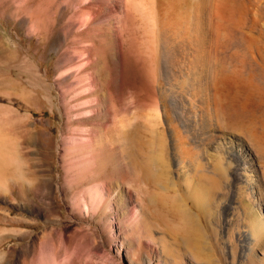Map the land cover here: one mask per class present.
I'll return each mask as SVG.
<instances>
[{
	"label": "rangeland",
	"instance_id": "obj_1",
	"mask_svg": "<svg viewBox=\"0 0 264 264\" xmlns=\"http://www.w3.org/2000/svg\"><path fill=\"white\" fill-rule=\"evenodd\" d=\"M155 3L166 27L158 34L175 40L176 63L183 53L205 67L221 127L211 131L215 141L207 138L208 154H223L218 173L243 189L223 183L217 191L212 203L225 223L208 217L203 198L199 207L192 197L200 180L186 184L178 167L162 100L182 127L203 122L199 113L185 116V96L156 82L148 25L135 18L126 34L121 83L114 58L99 53L102 118L82 116L78 124L73 106L85 100L75 92L76 63L67 60L86 46L78 29L67 28L76 2L0 0V174L12 176L23 159L36 181L0 190V264H264V243L255 246L250 227L259 216L264 231V0ZM82 124L94 127L99 143L92 173L74 148ZM249 140L261 145L262 161ZM240 144L255 161L238 164ZM101 182L105 200L97 203L93 188ZM180 205L202 221L197 245L184 236Z\"/></svg>",
	"mask_w": 264,
	"mask_h": 264
},
{
	"label": "bare ground",
	"instance_id": "obj_2",
	"mask_svg": "<svg viewBox=\"0 0 264 264\" xmlns=\"http://www.w3.org/2000/svg\"><path fill=\"white\" fill-rule=\"evenodd\" d=\"M71 1L73 3L76 2L79 10L74 19V23L72 22L71 25L68 24L67 28L70 29L72 27L74 30L75 28L78 29L79 35L82 36V40L83 38L86 40V46L82 45L83 48L81 50L78 49V51L69 54L67 58L69 63H76L73 69V73L76 78L74 83L75 92L77 93L76 96L83 97L85 100L81 104L73 106L76 118L81 117V119L77 118V123H82V120H84L82 116L92 117L94 115H102L101 108L103 103H101V96L98 95V92L99 87L103 86L104 84L102 83L103 85H101V75L99 76V72L101 71H99L100 69L96 66L100 61H104L105 58H99L100 52L109 53L110 56L114 58L118 72L117 79L119 80L117 83L122 82L123 73L126 69V65L129 62L128 55L125 52V37L134 23L133 21L135 18H139L142 24L149 26L150 31H147L148 33L151 32L150 35H152V37H150V39L152 40L151 42H153V49L155 52H158L157 60L154 63L155 69L153 70V74H155L158 80L156 82H158L159 86H169V92L173 95L172 97H175V95L185 96L186 100H184L183 97L180 100L186 109L185 116H188L190 112L193 111L199 113V117L203 122V124H200L197 127H182L172 114V108L168 105L166 99L162 100L165 109L167 125L172 131L174 151L176 154L178 167L185 169V173L188 176V179L185 178L187 180V182H185L187 184L189 180L193 186L196 185L194 183L195 180H200V182H198V186H195L196 188L194 187L197 193H195L196 195L192 198L195 199L198 205L201 204V201L204 199L203 203H206L204 204L206 205L205 210L207 213L209 212L208 217L210 219L217 220L218 224L222 226L223 223H225V219L221 220L219 218L218 212L216 211L217 207H215V203H212V201L213 199H216L215 196L218 194L217 191L223 188V183L232 185V187L238 184H234L236 182L235 178L229 182V180H227L223 175L218 173L219 168L222 167L226 161V158L223 156V154H220V152L214 155L208 154L207 138H209V141H215L217 136L216 134L211 133V131H215L218 128L221 129V127H219L220 115L217 112L216 103L214 100H212L210 89L208 85L204 83V78L200 73L205 69L204 65H202L203 63H188V58L183 53L181 57H183L184 63H176L178 62L177 59H179L177 55L178 51L176 52L175 48L172 46V41L173 43H176L174 42L175 40L172 39L170 35H163V30V32L160 30L162 36L158 34L159 30L157 28L161 26V28L164 27L166 29V27L164 24L160 25L164 22L160 23L161 21L159 22L157 20L158 17L155 15L157 13L155 12V0L154 3H150L151 5L153 4L152 6L147 3L149 0ZM158 35L159 37H157ZM159 48L161 50H159ZM178 54H180V52ZM156 113L157 117L160 119L159 108L156 110ZM93 128L94 127L90 128V126L87 125L84 127L83 125V133L80 137L81 140H77L78 142H75L76 140L74 141V148L77 152H81L82 162L86 167L85 171L89 173H92V170L98 164L100 157V152H97L96 149V145L99 143L96 144L97 140H95ZM229 140L233 143L231 138H229ZM249 142L250 149H252L256 159L260 158L262 161V148L259 142L257 140L255 144H253L250 140ZM239 147H241L238 154L240 159H236V161L240 166V162H242L243 165H246L250 163L251 160L255 161L253 158H250V152L248 151L247 146L240 144ZM204 156L207 158L208 162L204 161ZM236 161H234V163L237 164ZM205 168H208L210 172H204ZM191 170L194 171L196 179L195 175L193 178L191 175H188L189 171ZM203 178H206L207 184L211 186L206 185L205 181L202 180ZM188 185L191 187L190 184ZM94 186L95 188L93 189L97 191V194H94V199L95 201L97 200V203H101V201L105 200L104 182L98 183ZM238 187L239 186H236V192L241 194L243 189ZM99 191L102 192V195H100V193L98 194ZM203 192L206 195L205 197ZM106 204H108V206L112 205L111 201H108ZM179 208V213L185 220L186 224V226L183 225L182 227L185 229L184 236L190 243L197 245V242L203 238V230L201 225L202 221L201 219H198L199 217L193 216L191 214L192 210H188L184 205H180ZM225 208H227V206H225ZM227 210L230 211V209ZM258 217L259 216H254V219L257 218L255 220H258V224H256L257 222H252L250 225L252 228L251 236L255 246L264 243L263 224ZM182 231L184 232V230Z\"/></svg>",
	"mask_w": 264,
	"mask_h": 264
},
{
	"label": "clouds",
	"instance_id": "obj_3",
	"mask_svg": "<svg viewBox=\"0 0 264 264\" xmlns=\"http://www.w3.org/2000/svg\"><path fill=\"white\" fill-rule=\"evenodd\" d=\"M30 165L26 160L21 161L19 167L15 169L12 176L5 178L3 174H0V190H8L11 185L32 187L35 184V179L30 175Z\"/></svg>",
	"mask_w": 264,
	"mask_h": 264
}]
</instances>
